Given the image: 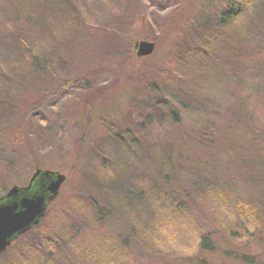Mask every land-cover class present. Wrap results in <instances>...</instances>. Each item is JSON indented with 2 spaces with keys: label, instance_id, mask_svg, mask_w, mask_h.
Wrapping results in <instances>:
<instances>
[{
  "label": "rangeland",
  "instance_id": "rangeland-1",
  "mask_svg": "<svg viewBox=\"0 0 264 264\" xmlns=\"http://www.w3.org/2000/svg\"><path fill=\"white\" fill-rule=\"evenodd\" d=\"M65 1L70 7L58 18ZM232 2L0 0V72L8 77L0 78V99L11 103L8 116L0 117V197L15 185H28L36 169H42L66 176L42 227L62 215L65 203L90 201L89 193L97 203L92 186L110 176V168L102 169L108 163L104 159L118 157L112 150L115 138L130 128L135 151L130 153L128 177L146 190L156 185L161 193L184 201L181 186L200 204L198 213L190 209L195 220L171 205L155 207L156 220L151 221L155 230H142L139 242L131 219L123 218L102 194L99 210H91L96 214L84 209L83 217L79 210L74 220L69 219L74 226H90L91 236L100 240L106 236L100 234H119L129 264H208V259L211 264H231L226 257L230 252H258L259 246L248 239L261 232L254 223L259 216L255 208H249L253 223L245 231L235 220L236 211L227 212L221 200L217 206L204 202L210 197L206 185L213 184L264 203V122L259 129L247 123L251 104L264 105V72L252 61L229 72H222L218 64L204 72L200 82L193 80L190 91L187 85L180 89L174 84L172 71L174 66L180 67L177 75L187 71L188 66L178 60L182 55H177L190 38L194 41L204 20H212ZM257 10L259 20L249 33L252 46L264 44V2ZM141 40L156 43L151 55L137 57ZM30 49L38 55L37 63L22 57ZM180 90L199 103L187 106L177 100ZM157 152L167 156L177 181L165 178ZM148 207L142 210L144 222L153 212ZM97 214L103 221L95 219ZM215 215L220 226L211 221ZM215 228L225 234L230 229L228 237L232 234V240L245 247L232 250L231 241L218 236ZM37 231L41 228L28 236ZM208 234L214 253L203 246Z\"/></svg>",
  "mask_w": 264,
  "mask_h": 264
},
{
  "label": "trees",
  "instance_id": "trees-1",
  "mask_svg": "<svg viewBox=\"0 0 264 264\" xmlns=\"http://www.w3.org/2000/svg\"><path fill=\"white\" fill-rule=\"evenodd\" d=\"M262 2H264V0H233L230 5L228 3L223 5L221 10L216 13V15L214 14L212 20H204V22L201 23L202 25L197 27V32L193 34L194 41L190 38L189 44L186 46V48L182 49V51H180L177 55V57H179L180 54L182 55V57L178 60L182 62L183 65L188 66V68L187 71L185 70V72L182 74L177 75L176 71L180 67L174 66L172 70L174 73V84L180 89L182 87L181 84L187 85L190 90V86H192L191 84L194 83L193 80L200 82L202 77L205 78L203 73L218 64L221 65L222 72L225 70V72H229V70L233 71L234 67H239L241 64H244L245 66V64L247 65V61H252V63H254L255 66L260 70V72H264L263 41H260L261 44H258L257 46H252V38H249L250 29L255 27L257 24L256 22L259 20L257 9H260ZM68 6L70 7L69 2L65 1L64 5L61 8H58L60 11L58 18H62L60 16L61 13L65 12ZM178 7H180V9L182 8V6ZM176 12V10L174 13L171 12V16H173ZM184 35L186 36L188 34L184 33ZM188 37L190 36L188 35ZM36 45L38 46V44ZM202 54H204L203 57H201ZM22 57L29 58L33 63L36 61L38 62V55L31 49L28 51V53L22 55ZM23 59L26 60V58ZM235 70L236 73H238L237 71L239 70L236 68ZM23 73L24 70L22 69L18 74H20V77H22L21 74ZM4 77H7V75L4 73L1 74L0 72V78ZM175 97L177 100L185 102L187 106L199 103V100H194L192 96L187 95V93L183 94V91L181 90L178 96ZM248 98L250 99L251 96H248ZM0 105L2 107L1 111H4L3 115L1 114L0 117L5 118L8 116V112L11 109V103L8 104V101L0 99ZM250 109L251 116L248 118L247 123L251 128L259 129L258 126L261 127L262 123L264 122V105L259 101H255L251 104ZM118 134L120 137L115 138L116 146H113L114 148H112L113 152L118 157H110V155H107L104 160L107 159L108 163L102 167V169H111L107 171L110 172V176H102L103 182L92 186L93 190H95L94 192L98 196L97 203H100L99 199L102 197L100 195L103 194L106 196V198L111 200V204L114 206V208L119 210V213L122 214L123 218L129 220L127 218L129 217L131 220H133H129L132 222L130 227L136 234V238L139 242L141 240L138 237L140 236L142 230H155V228L153 229V223L151 221L156 220L155 212H157L159 209H162V206L166 207L167 205H171L173 210L177 209L179 212H185L188 217L195 220L194 214L190 209H197L198 213V207H200V204H198V202L194 199L190 198L186 190L181 186L178 189L181 194H183L184 201L182 199H177L170 192V195L166 194L165 192L161 193L156 188V185H153L154 190H146L144 185H141L140 182H136V179H131L128 177L126 168L129 167L128 162H130L132 158L130 153L135 151L134 144L131 140L132 130L129 128L124 134L122 131L118 132ZM261 147L264 153V143H261ZM157 154V159L160 162V165L163 167L162 173L164 174L165 178L170 179L172 176L173 181H177V176H175L174 173H171L169 169L170 166L168 164V159H164L167 158V156H159L160 152H157ZM97 174L99 175L98 172ZM218 187L219 186L216 185L213 186V184L206 185L205 194L206 196L209 194L210 197H208V200H206V204L204 202L205 206L208 204H214L215 206L217 201L221 200V204L226 207L227 212L228 210L236 211L235 214H237V217L235 220L245 231H247V229L249 231L250 226L247 227V225L249 223H253V221L250 220L254 214L253 212L249 211V208H255L258 211L259 218L257 217L256 222L254 223H257V228L261 229L259 234L252 233V236L248 237L250 242H254V244L259 246V249H257L259 251L240 253L237 251H240V249L244 248L246 244L239 245V242L233 241L232 238H234V236H232V234L231 237H228L230 236V229L226 230V235L215 228L218 236H222L225 240L229 239L233 244L232 250H236L238 253H234L233 251L230 252L231 255L227 256L225 254L227 259H229L231 264H236L238 260H242L244 264H251L248 262L253 260L255 263V260L257 261L259 259L260 261H257V264H259L262 258H264V203L261 201L258 202L252 197L243 198V196L238 193L231 194L229 193L230 191L222 185L221 189ZM88 188L89 190L91 189L90 186ZM89 195H91L90 201L84 200L77 202V199L75 203H65V208L62 209V215H56L55 222L52 223V225L45 224L46 226L44 225L43 228L41 222L45 218L44 217L31 230L15 238L8 249L4 253L0 254V264H129V254L126 252V246H124V243L121 242V237L119 234H100L101 237L106 235L105 237H102V239L106 240L104 242L102 239H99L100 237H94V235L91 236L90 226H85L83 228V225L74 226L70 222L69 219L76 216L79 210L83 217H85L84 213L86 212L84 209L89 212H93L94 215L96 213L91 210H93V208H96L97 211L99 210L97 203H95L96 199L92 200L93 195L90 193ZM160 195L165 197L167 201L164 200V202H162ZM69 204L72 205V207L70 206L71 210L69 209ZM84 205H86L87 208H85ZM143 206H150L148 208H153V212L146 214L148 220L145 222L143 215L146 212H142L144 208ZM155 207L157 210L154 209ZM203 210L205 213H207L206 209ZM218 214L220 215V213ZM220 217H223V215L221 214ZM63 218L65 223L64 220H62ZM95 219L98 221H103V218L100 214H97ZM214 219V221L212 219L211 221L217 222L220 226L221 222L219 221V217L215 215ZM39 227L41 228V231H37V233L39 232L37 235H31V237L28 236V234L33 229H37ZM253 235L255 237H253ZM210 239H212V237L209 236V234L204 235L203 246L208 252L214 253L216 251L213 250L214 244L210 241ZM247 246L250 245L247 244ZM247 254L250 255V257ZM219 261L221 262V259H219ZM206 262L211 264L210 259L206 260Z\"/></svg>",
  "mask_w": 264,
  "mask_h": 264
},
{
  "label": "water",
  "instance_id": "water-1",
  "mask_svg": "<svg viewBox=\"0 0 264 264\" xmlns=\"http://www.w3.org/2000/svg\"><path fill=\"white\" fill-rule=\"evenodd\" d=\"M155 48V42L141 40L136 55H151ZM65 180L64 174L38 169L28 187L14 186L7 196L0 199V253L7 249L15 237L39 223Z\"/></svg>",
  "mask_w": 264,
  "mask_h": 264
}]
</instances>
